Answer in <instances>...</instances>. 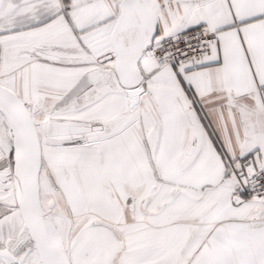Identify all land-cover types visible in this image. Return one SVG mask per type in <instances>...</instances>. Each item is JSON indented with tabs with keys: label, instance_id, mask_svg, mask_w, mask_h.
I'll use <instances>...</instances> for the list:
<instances>
[{
	"label": "snow or ice",
	"instance_id": "snow-or-ice-1",
	"mask_svg": "<svg viewBox=\"0 0 264 264\" xmlns=\"http://www.w3.org/2000/svg\"><path fill=\"white\" fill-rule=\"evenodd\" d=\"M0 264H264V0H0Z\"/></svg>",
	"mask_w": 264,
	"mask_h": 264
}]
</instances>
